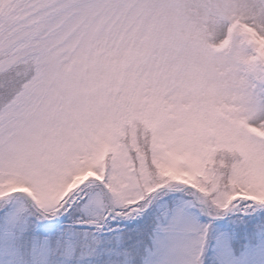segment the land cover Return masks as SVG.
<instances>
[{"label": "snow or ice", "instance_id": "1", "mask_svg": "<svg viewBox=\"0 0 264 264\" xmlns=\"http://www.w3.org/2000/svg\"><path fill=\"white\" fill-rule=\"evenodd\" d=\"M0 264H264V0H0Z\"/></svg>", "mask_w": 264, "mask_h": 264}]
</instances>
